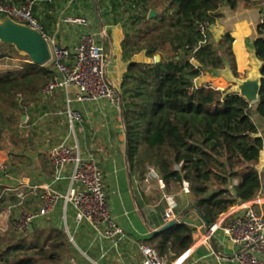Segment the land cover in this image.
Wrapping results in <instances>:
<instances>
[{
  "label": "trees",
  "instance_id": "1",
  "mask_svg": "<svg viewBox=\"0 0 264 264\" xmlns=\"http://www.w3.org/2000/svg\"><path fill=\"white\" fill-rule=\"evenodd\" d=\"M237 1L134 0L132 8L119 16L127 20L125 60L132 58L130 51L144 52L151 60L131 63L123 76L121 105L129 172L143 181L153 168L167 186L188 184L189 207H196L211 226L221 214L253 201L264 189L259 170L262 166L264 175V136L253 121L255 115L264 121V82L260 102L253 107L239 94L228 93V88L201 85L193 90L196 79L225 68L227 59L220 46L205 39L222 18L221 7ZM60 4L41 0L35 7L34 16L47 35L57 26ZM151 11L157 16L149 19ZM204 24H208L206 37L200 31ZM257 32V57L264 62V19ZM223 42H233L229 33ZM157 56L159 63H155ZM53 78L51 66L36 63H26L20 71L0 72V151L25 159L24 154L18 156L30 145L22 132V118ZM193 233L181 222L140 243L153 247L161 257L173 253L180 258L192 248ZM24 236L20 242L5 244L0 264H90L59 228L34 229ZM28 237H36L35 242L28 243ZM70 252L74 256L65 259Z\"/></svg>",
  "mask_w": 264,
  "mask_h": 264
},
{
  "label": "crops",
  "instance_id": "2",
  "mask_svg": "<svg viewBox=\"0 0 264 264\" xmlns=\"http://www.w3.org/2000/svg\"><path fill=\"white\" fill-rule=\"evenodd\" d=\"M59 1L61 4L55 15L57 26H53V30L48 31L49 38L60 46L69 47L87 31L95 34L108 58L107 76L109 81L114 90L123 95V76L130 64L133 62H151L144 52L132 53L131 60H124L123 58V50L126 48V35L119 16L125 10L124 2L119 0H87L69 6L68 3L62 2V0ZM251 5L253 4L244 0H239L232 5H223L220 9L222 18L216 25L212 26L209 35L205 39L206 43L213 42L218 47L220 46L232 72L238 78H245L246 73L251 70L248 43H253L258 38L257 28L263 18L262 12ZM71 17L88 19L89 27L82 28L66 23V20ZM32 31L27 26L10 18L0 17V46L11 47L20 55L28 57L30 61H27V63H33L37 52L42 47H46L50 60L45 66H50L52 59L51 42L48 40L37 42ZM227 33L233 38L230 45L223 42V37ZM6 60L10 61L12 67L16 68L8 70V72L16 71L18 67L21 68L19 61L9 58ZM209 76L208 78L201 77L199 84L211 83L210 79L215 78V76L212 74H209ZM74 93L75 90L71 89L69 91L56 90L45 95L40 94L38 101L31 104L26 120L22 122V132L27 137L30 145L27 150L18 154V156L25 155L24 157L30 161L29 164L35 175L23 179V183L48 185L52 190L65 194L70 184L72 168L66 166L55 172L48 160V152L52 147L61 143L68 145L79 143L83 152L94 156L105 174L106 190L115 222L131 241L140 243V241L150 238L153 232L160 230L167 224L164 220L168 205L166 198H164L165 194L162 193L159 196L156 205H152L153 202L151 204L145 202V199L152 198L149 194L152 185H146L147 182L145 181L147 175L143 181H140L137 180V176L133 177L129 172L122 105L116 106L107 100L80 104L73 101ZM68 101H71L70 107L83 116L82 125H76L73 129L70 127L67 117ZM7 157L17 159L0 151V160L3 161ZM19 162L23 163V166L21 164L19 166L24 168V159ZM262 165L264 166L263 161ZM143 185L144 187H141ZM188 195L185 197L190 199V194ZM166 196L174 198V195ZM152 199L154 200V198ZM259 202H264V200ZM33 206L28 204L27 208L36 210V202ZM143 207L144 210L150 213L151 220L143 215ZM179 207H177V210ZM184 207L185 210L180 215L177 214L181 219L180 223L186 220L183 216L187 214V211H192L189 203ZM196 213H190L195 216L194 221L190 222L192 225H188L195 228L198 233L202 230L205 234L207 230L205 223L202 217ZM60 215L62 219V206H59L46 219L50 221L47 227L56 228L59 221L58 216ZM198 223L199 225H197ZM41 224V222L35 224L32 231ZM73 231L78 235V242H82L87 251L93 254L94 257L92 256V258L98 262L110 264L111 257L115 256L116 259L124 262L122 264H141L140 253H137L136 262L134 257L131 256L132 250L130 248L134 245L130 242L120 244L118 251L111 250V245L108 242L91 247L92 231L89 228L75 230L74 226ZM203 237L204 235L200 237L201 240L198 239L200 240L198 243L193 244L189 253L184 256V264H236L234 259L236 249L229 239L216 238L217 244L213 243V245L208 246L205 244ZM104 250L110 252L104 255ZM127 250H130L129 254ZM120 253L123 254L120 255Z\"/></svg>",
  "mask_w": 264,
  "mask_h": 264
},
{
  "label": "built area",
  "instance_id": "3",
  "mask_svg": "<svg viewBox=\"0 0 264 264\" xmlns=\"http://www.w3.org/2000/svg\"><path fill=\"white\" fill-rule=\"evenodd\" d=\"M85 1L87 0H67V3L72 6ZM40 2L41 0H0V17L10 18L25 25L51 42L50 66L54 71V78L41 90V94L74 89V102L86 104L107 100L113 105H120L121 95L114 90L109 81L108 58L97 36L87 31L69 47L56 44L34 16L35 7ZM248 2L259 5L263 20L264 0ZM66 23L82 28L89 27V20L82 17L68 18ZM207 28L208 24L200 27L204 37L207 36ZM199 79L194 81L193 90L201 86ZM70 105L71 101H68L67 117L73 129L76 125H82L83 116ZM48 160L55 172L66 166L72 168L70 184L65 194L52 190L48 185L25 184L15 180L9 175L8 165L0 160L1 194L8 197L12 195L16 199V203L10 207V210H15L17 214L13 228L15 235L29 234L30 226L34 227L35 224L48 219L59 206H62L66 234L72 242L74 240L68 228L69 210L74 213L72 221L75 230L87 227L92 231L91 247L108 242L111 250L118 251L120 244L130 242L137 247L141 255V264H184V257L171 262L167 257L159 256L153 247L133 242L128 238L112 216L102 168L94 156L82 151L79 143L72 145L61 143L52 147L48 152ZM149 171L150 174L145 180L147 183L158 179L155 169L150 168ZM183 187L184 191L190 192L188 184L185 183ZM164 198L168 204L164 215L165 222L180 223V218L175 214L178 205L174 198L166 195ZM259 201L260 199L238 205L221 214L218 221L206 230L203 237L205 244L216 231L221 230L236 249L234 258L236 264H264V215L256 208L261 205ZM34 202L37 205L36 210H29L28 204L34 207ZM74 245L76 246L75 243ZM109 252L104 250L103 254Z\"/></svg>",
  "mask_w": 264,
  "mask_h": 264
},
{
  "label": "rangeland",
  "instance_id": "4",
  "mask_svg": "<svg viewBox=\"0 0 264 264\" xmlns=\"http://www.w3.org/2000/svg\"><path fill=\"white\" fill-rule=\"evenodd\" d=\"M124 4H125V10L129 9V7L132 8V2H125ZM251 6H253L254 8H256L258 10H260L258 4L251 5ZM120 20L123 23V25L127 21L124 18H121ZM219 20H217V22H219ZM216 23H215V25H216ZM132 53H135V52H133V51L128 52L129 55L130 54L132 55ZM18 54L19 53L16 52L15 50H13L11 47H8V46H5V45L0 46V56L7 55V56H10V57H7V58L13 59V60H16V61L20 62L21 68L18 67V70H16V71L22 70V68L25 66L27 61H30L28 57L22 56L20 54L18 55ZM7 58H0V72H2V73H7L8 70L16 69L15 67H12L13 65H12V63L10 61L6 60ZM123 58H124V53H123ZM127 59L131 60V57H128ZM124 60H125V58H124ZM46 66H48V65H46ZM16 71H12V72H16ZM208 76H209V74L206 73L202 77H207L208 78ZM210 80L209 81L211 83H207V85H213V87L218 89V90H222L223 91V90H226L227 88L228 89L230 88L228 86V84L225 82V80H223V78H221V77H215V78L212 77V79H210ZM253 121L258 126L260 134H262L264 136V121H262L256 115L253 116ZM262 158H263L262 161L264 162V152L262 154ZM3 161L9 167V175L11 177H13L17 181L23 182V179H26L28 177L30 178L32 176L34 177V175H35V172L33 171V169H31V165L29 164L30 161L27 160V159H24V161H25L24 162V165H25L24 168H21L19 166V164L22 165L23 163L22 162L20 163L19 161H21V159L18 160V158L15 159V158L7 157ZM261 167L262 166H259V170L261 172V175L263 176V182H264V175L262 173V168ZM149 174H150V171H148L146 173L147 176ZM156 174L158 175V179L152 180V181H150L147 184L144 182L146 185H152V189L149 192V194H151L152 198H154V200H153L152 198L149 197V198L145 199V202H148L149 204H151L153 202L152 205H154L155 203H157V200H158L159 196L162 195V193H164L165 195H174L176 204L178 205V207L180 206L175 214L177 215L179 213V215H180V213L185 210L184 206H186V204L190 202V199H187L185 197V196H189L188 194H190V192L184 191V187L183 186H179L178 184H171V185L167 186L162 181V179H161V177H160V175H159V173L157 171H156ZM136 178L138 180V177H136ZM161 184H163V186ZM35 185H37V184H35ZM141 187H144V185L141 186ZM141 193H142V191H141ZM3 195L1 194V190H0V196H2V198H0V251L3 249V247L5 246V244L7 242H15V243H17V242H20V240H23L26 237L24 235H15L14 232H13V228H14L15 219L17 217V214H16L15 210H10V207L13 206L16 203V199L12 195H10L9 197L8 196H3ZM258 199L264 200V189L261 192V194H259L254 200H258ZM140 205H141V203H140ZM256 208L259 209V211H261L263 213V215H264V202H261V205L257 206ZM142 212L144 213L143 215H146V217H148V219L151 220L150 219V217H151L150 213L147 210H144V207L142 209ZM73 216H74V213L72 212V210H69V212H68V224H69L68 228H69V230L71 232V236L73 237L74 242H72L71 239L66 234L68 242L71 244L72 248L79 254V256L81 258H83L84 260H86L87 262H89L90 264H103L102 262H98V261L94 260V258H92L93 254H91L90 252L87 251L85 245H83L82 242H78V235L76 234L75 231H73V227H74L73 221H72ZM194 216H195L194 214H190V212L187 211V215L183 216L186 219L185 220L186 222L185 221L184 222L189 224V225H192V223H190V222L194 221ZM58 218H59V221H58V226L56 225L57 226L56 228H59V229L63 230L66 233L65 224H64L63 218L61 219V215L58 216ZM187 221H189V222H187ZM49 222L50 221H47V220L41 221L42 224L38 225L37 230H47L49 228V227H47ZM197 225H199V223ZM193 229H194V233H193L194 243H198L201 240L200 237L202 235H204V232L201 230V232L198 233L195 228H193ZM45 237H46V235H45ZM35 238L36 237H28L26 240H27L28 243H31L33 241L35 242ZM216 238H221V239H224V240L228 239V237H226V235L221 230H218L207 241L206 244L208 246L209 245H213V243L217 242ZM198 239H200V240H198ZM74 243L76 244V246L74 245ZM130 250H132L131 256L134 257V261L136 262V260L138 258L137 257V253L139 254L138 249L134 245V246H132L130 248ZM130 250H127L128 254H129ZM189 251L186 254H184L183 256H180V258L186 256L189 253ZM122 254L120 253V255H122ZM73 256L74 255L71 252L67 253V255L65 256V259L68 260V259H70ZM180 258H176L173 253H171L170 255L167 256V259L169 261H171V262H174L175 260L180 259ZM122 263H124V262H121V260L116 259L115 256L111 257V263L110 264H122Z\"/></svg>",
  "mask_w": 264,
  "mask_h": 264
},
{
  "label": "water",
  "instance_id": "5",
  "mask_svg": "<svg viewBox=\"0 0 264 264\" xmlns=\"http://www.w3.org/2000/svg\"><path fill=\"white\" fill-rule=\"evenodd\" d=\"M157 16L156 11H151L149 14V19H152ZM32 31V30H31ZM34 34L35 40L37 42L45 41L42 36L35 31H32ZM248 50L250 52V67L251 70L246 73L245 78H238L231 70V67L227 60H225V68L223 70H213L211 74L215 77H222L225 82L230 87L228 93H236L239 94L245 101L251 106H256L259 104L261 99V92L263 88L264 76L262 75V68L264 67V62L258 59L257 52L255 48V42L248 43ZM50 60L49 53L46 47H42L36 54L33 63H36L41 66H45V64ZM161 61V57H155V63H159ZM26 116L22 118V122H25ZM190 210L197 212L203 219L205 223L206 229L210 228V224L205 216L194 206L190 208ZM180 224L179 222L172 221L167 223L163 228L153 232V235H161L163 233L168 232L170 229L174 228ZM31 231L33 230V226H30Z\"/></svg>",
  "mask_w": 264,
  "mask_h": 264
}]
</instances>
